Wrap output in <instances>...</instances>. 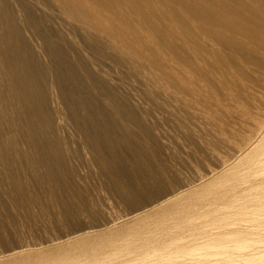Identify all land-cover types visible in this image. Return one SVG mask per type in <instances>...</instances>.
<instances>
[{"label": "bare ground", "instance_id": "1", "mask_svg": "<svg viewBox=\"0 0 264 264\" xmlns=\"http://www.w3.org/2000/svg\"><path fill=\"white\" fill-rule=\"evenodd\" d=\"M39 219L0 264L252 263L264 0H0V237Z\"/></svg>", "mask_w": 264, "mask_h": 264}, {"label": "rangeland", "instance_id": "2", "mask_svg": "<svg viewBox=\"0 0 264 264\" xmlns=\"http://www.w3.org/2000/svg\"><path fill=\"white\" fill-rule=\"evenodd\" d=\"M95 180H96V178H93L92 180H90V181H91V184H92V187H90V190H91V189L93 190V191L91 192V193H92V194H91L92 196H90V197H91L92 199L97 197V200H98L99 202H98L96 199H95V200L98 202V204H100V206L106 207V209H107V207H108V205H109L110 207H108V209H111V210H109V211H111V212H120V211L123 212V210H126V207H127V208L129 207L128 204H127V205L124 204L125 202H124V201H121V200L119 199L118 196H115L116 194H114L113 191H109V189L107 188V185H106V184H105V190H104V189H101V188L99 187V185H96V184H97V180H96V181H95ZM93 183H95V185H94ZM96 187H97V188H96ZM101 190H102V191H101ZM103 190H104V191H103ZM95 191H96V192H95ZM98 192H99V193H98ZM102 192H103V194H102ZM93 193H94L95 195H94ZM104 193L107 194V195L105 194V198L102 197V195H104ZM96 194H97V196H96ZM98 194H99V198H98ZM106 196L109 197V198L106 199V198H107ZM113 196H114V197H113ZM100 200H101V201H100ZM105 200H106L107 202H108V201H109V202L107 203ZM119 200H120V201H119ZM104 201H105V203H104ZM110 201H111V203H110ZM123 202H124V203H123ZM17 203H18V202H17ZM102 203H103V205H101ZM117 203H118V204H117ZM5 204H6V208H5ZM18 204H19V203H18ZM9 205H10V204H8L7 202L4 203L3 206H2V210H3V209H5L6 211H7V210H10V209H11V206H9ZM104 205H105V206H104ZM8 206L10 207V209H9ZM123 206H124V207H123ZM36 207H37V206H36ZM121 207H122V208H121ZM7 208H8V209H7ZM123 208H124V209H123ZM5 210H4V211H5ZM112 210H113V211H112ZM6 211H5V212H6ZM9 212H11V211H7L6 213H9ZM39 220H40V219H39ZM39 220H38V221H39ZM42 220H43V222H40V221H42ZM42 220H40L39 223H38V221H32V224H30V223L28 222V223L30 224V227H31V228L29 227V225H27V227H26L25 224H28L27 222L25 223V222L20 221V220H16V222L19 221V222H21V224H20L19 222H17V224H16V222H15V223L12 222V223H11V227L9 228L8 231L11 233L10 236H13V235H14L13 237H14L15 239H12L13 237L10 238L9 235L5 234V236H3V237H5L6 239L4 238V240H3V237H0V239H1V240H0V248L3 249V248H5L6 246H9V243L11 242V240H13V241H12L13 243L11 242L10 245H11V244H12V245H16V240H17V239H20V240H26V238H29V237H31V240H28V239H27L26 241H32L33 239H35V240L40 239V240H41V239L43 238V236H44V233L47 232L48 229L50 228L49 225H50V226L53 225V224H51V222H49L48 220H44V219H42ZM64 220H65V219H64ZM45 221H46V224H47V223H50V224H49V225L47 224V225L45 226ZM34 222H36V223L34 224ZM130 222H131V221H130ZM23 223H24V224H23ZM41 223H44V224H42V225H43L42 227L40 226ZM136 223H137V222H136ZM14 224H15V225H14ZM37 224H38L39 226H38ZM16 225H17V226H16ZM24 225H25V227H24ZM31 225H32V226L34 225V226H33L34 228H33ZM35 225H37L38 227L35 226ZM131 225L134 226V224H132V223H131ZM12 226H13V227H12ZM14 226H15V227H14ZM20 226H21V229L19 228ZM17 227H18V228H17ZM35 227H36V228H35ZM12 228H13V229H12ZM23 228H26V229H25L26 231H24ZM27 228H29V229H27ZM37 228H40V229L45 228V231H43L44 229H42L43 232H41L40 229H37ZM46 228H47V230H46ZM10 229H12V231H11ZM34 229H36L35 231H38V230H39L40 233H38L39 231H38V232L31 231L32 234L34 233V234H33L34 238H33V237L31 236V232H30V230H34ZM53 229H57V230L59 229L58 232H56L57 230H53L54 232H52V229H50V231H51L52 234H54V235H55V234L57 235V233L60 234L59 232L62 231V230H60V227H57V226H55V227L53 226ZM14 230H15V231H14ZM19 231H20V232H19ZM27 231H29V232H27ZM50 231H49V233H50ZM134 231H135V230H134ZM134 231H133V230H130V231H129V232H130V235H129V236H132V237H134V238H135V237H138V235H136V234H137V231H136V232H134ZM12 232H13V233H12ZM16 232H17V233H16ZM23 232H24V233H23ZM26 232L28 233V236H29V237H27V233H26ZM55 232H56V233H55ZM19 233H20V234H19ZM25 233H26V234H25ZM29 233H30V234H29ZM35 233H38V235H37L38 237L36 236ZM41 233H42V234H41ZM47 233H48V232H47ZM15 234L17 235L16 237H15ZM24 234H25V235H24ZM146 234L148 235V233H146ZM40 235H41V236H40ZM147 235H145V236H147ZM142 236H143V233H142ZM228 236H229V235H228ZM230 236H231V235H230ZM230 236H229V237H230ZM232 236L234 237L235 235L232 234ZM36 237H37V238H36ZM39 237H41V238H39ZM225 237H227V236H225ZM229 237H227V238H229ZM233 237H232V238H233ZM21 238H22V239H21ZM227 238H224V237H223V238H220V239H221V242L224 241V240L226 241ZM9 239H10V240H9ZM29 239H30V238H29ZM230 239H231V238H230ZM6 240H7V241H6ZM14 240H15V241H14ZM228 240H229V239H227L226 242L229 243ZM38 241H39V240H38ZM14 242H15V244H14ZM3 243H4V244H3ZM7 243H8V244H7ZM17 243H18V241H17ZM224 243H225V242H224ZM230 243H232V242H230ZM262 244H264L263 241H258L257 243H255V245H257L258 247H257L256 251H254V252H255V255H253L254 252L252 251V252H253L252 255H253V257H254V258H253L254 260L252 259V257H251V259H248V258L246 259V258H245L246 261H248V263H249V260H250V261L252 260V261L254 262V264H256L257 262H258V264H259L260 262H262V260H264V245H262ZM4 245H5V247H3ZM129 246H130V247H127V246L124 245V246H121L120 248H122V249H125V247H126V248H129V249H126V251H127V250H130L131 248L133 249V247H132L131 245H129ZM176 246H177V245H174V243H173V247H175L176 249H177V248H180L179 246H177V247H176ZM250 247H252V246H250ZM120 248L118 249L119 251H117V250H114V251H113V250H112V252H113V253L115 252L116 254H113V255H112V254H111V253H112L111 251H109L108 253H106V255H105L106 258H105V257L102 258V261H101V259H100V260L97 259L98 262H97L96 260H94V261H92L93 263H92V262H89V263H90V264H91V263H92V264H98V263H99V264H101V263H102V264H105V263H106L105 261H106V259H107L108 257H109L110 259H117V258H116V255H119V257H122V256H123V259H122V258H120V259L118 258V260H120L119 262H121V261H123V260H126V261H127V260H128V258H127L128 256H130L129 258L132 257L131 255H128V252H129V254H131L130 251H127V254H126L125 250H123L124 253H125L126 255H128L127 257H124L125 254L122 253L123 251H122V249H120ZM134 248H135V247H134ZM207 248L209 249V247H205V248L203 247V248H200V249H198V250H193V251H194V252H196V251H201V249H202V250H203V249L205 250V249H207ZM248 248H249V247H248ZM248 248H247V249H248ZM132 249H131V250H132ZM169 249H171V251H172V250H173V249H172V246H170ZM181 249H182V247H181ZM181 249H180V250H181ZM183 249H184V247H183ZM210 249H212V248H210ZM135 250H136V249H133V250H132V251H134V252H133V253H134V256H133V259H131V261L134 260L135 263H134V262H131L130 260H128V261L131 262V263L128 262V264H136L137 261H136L135 259L137 258L138 251H140V250L137 249V253H136L137 255L135 254V252H136ZM248 250H250V249H248ZM174 251H178V249H177V250H174ZM257 251H258V252H257ZM261 251H262V253H260ZM119 252H121V253H119ZM178 252H179V251H178ZM248 252H249V251H248ZM256 252H257L258 254H256ZM133 253H132V255H133ZM250 253H251V250H250ZM107 254L109 255L108 257H107ZM120 254H121L122 256H121ZM110 255H111V257H112V256H113V257L115 256V258H113V257L111 258ZM126 255H125V256H126ZM135 255H136V257H135ZM252 255H251V256H252ZM109 258H108V259H109ZM125 258H127V259H125ZM249 258H250V256H249ZM256 258H257V259H256ZM103 259H105V260H103ZM110 259L107 261L106 264H108V262H109V264H110L112 261L114 262V260H111V262H110ZM121 259H122V260H121ZM137 259H138V258H137ZM259 259H260V261H259ZM243 260H244V259H243ZM95 261H96V262H95ZM100 261H101V262H100ZM244 261H245V260H244ZM255 261H256V262H255ZM103 262H104V263H103ZM116 262H118V261H116ZM253 262H252V263L250 262L249 264H253ZM262 263L264 264V261H263ZM262 263H261V264H262ZM87 264H88V263H87ZM112 264H113V263H112ZM115 264H116V263H115Z\"/></svg>", "mask_w": 264, "mask_h": 264}]
</instances>
